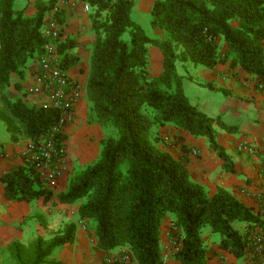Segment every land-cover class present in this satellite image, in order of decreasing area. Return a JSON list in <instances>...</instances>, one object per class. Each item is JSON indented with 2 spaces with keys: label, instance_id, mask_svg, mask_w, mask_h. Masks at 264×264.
Segmentation results:
<instances>
[{
  "label": "trees",
  "instance_id": "1",
  "mask_svg": "<svg viewBox=\"0 0 264 264\" xmlns=\"http://www.w3.org/2000/svg\"><path fill=\"white\" fill-rule=\"evenodd\" d=\"M15 1L0 0V121L9 132L36 142L57 126L58 111L29 105L24 94L10 99L5 91L12 75L23 77L28 62L44 53L42 30L57 0H40L31 17L15 9ZM82 1L89 7L93 34L85 91L105 136L97 159L70 176L58 202L80 203L77 217L91 224L96 251L124 247L133 264H163L159 230L170 213L180 243L175 258L181 264H207L201 239L206 228L220 235L221 249L244 258L250 237L264 221L224 188L209 194L190 178L184 161L161 149L158 141L159 130L167 126L206 138L223 169L234 173L232 160L216 142V129L231 133L234 128L189 102L178 65L214 69L229 63L264 80V0H152L150 25L165 32L162 41L149 39L134 23V0ZM55 17L63 23L61 9ZM60 39L61 34L56 51L60 68L67 71L79 58L71 53L73 40ZM150 46L162 57L157 73L150 70ZM54 138L64 158L66 136L59 132ZM0 182L8 201L48 202L54 196L25 162ZM235 222L244 225L243 231L233 228ZM75 231V224L68 223L27 248L14 243L12 258L16 264H45L59 248L74 243Z\"/></svg>",
  "mask_w": 264,
  "mask_h": 264
},
{
  "label": "crops",
  "instance_id": "2",
  "mask_svg": "<svg viewBox=\"0 0 264 264\" xmlns=\"http://www.w3.org/2000/svg\"><path fill=\"white\" fill-rule=\"evenodd\" d=\"M39 1L25 0L18 10H23L26 16L31 17L35 15V5ZM84 5L82 0H67L60 8L64 18L60 24L62 29L60 40H73L71 53L79 58L78 64L68 69L66 73L69 78L80 83L81 92L74 108L73 119L63 128L66 140L62 174L57 188L59 193L66 190L68 178L74 172L95 160V148L104 137L103 129L94 118L85 91L93 34L89 23L90 10L85 9ZM49 16L51 13L47 18ZM36 62V60L28 62L23 77L11 76L10 86L5 91L8 98L15 99L24 94L23 100L29 105L45 104V95L35 78ZM200 74L203 82H197L195 85L207 87L212 92H222L226 96L227 102L218 109L217 116L212 118L218 117L223 123L234 128L231 133L217 129L216 136L218 145L232 160L234 173L223 169L222 161L203 138H194L177 130L175 135L178 138L173 148H181L178 156L184 161L190 178L202 184L209 194H214L219 187L224 188L264 221V80L248 74L241 68H232L229 63L219 64L214 69L202 68ZM0 124L5 133L0 140L1 177L24 163V153L30 141L20 133L9 132L2 121ZM237 130L241 134L239 138L238 133H235ZM244 147L251 149H243ZM165 149L168 151V148ZM58 194L54 192L53 198L48 202L42 199L31 202L8 201L4 196V186L0 182V244L10 245L15 240H21L24 230L31 233L32 230H44L49 227L46 223L55 217L54 219L57 218L59 222L67 220L68 223L75 224L74 250H86L83 251L85 252L83 261L92 258L94 264H105V261L108 259L113 261L118 254L120 255L121 250L126 249L96 251L95 240L91 244L95 252L91 253L92 249L88 244L82 242L81 233L85 229V222L77 217L80 203L61 204L57 200ZM54 202H57V205L52 207ZM173 220V216L168 214L160 224L159 239L164 256L163 264H181L175 258L177 249L172 248L176 243L173 236L175 231L172 229ZM243 229L242 224L237 230ZM211 233L213 232L210 230L201 233L207 251V264H248L245 257L239 259L221 249V237L217 239ZM257 233L264 244V227ZM112 264H115V260Z\"/></svg>",
  "mask_w": 264,
  "mask_h": 264
},
{
  "label": "rangeland",
  "instance_id": "3",
  "mask_svg": "<svg viewBox=\"0 0 264 264\" xmlns=\"http://www.w3.org/2000/svg\"><path fill=\"white\" fill-rule=\"evenodd\" d=\"M25 0H16V3L14 4L15 9H19L20 5ZM151 2L152 0H134V6L131 13V18L141 27L146 37L152 40L162 41L165 39L166 35L163 30L152 28L150 25V8H151ZM124 39H128V34L125 33L123 35ZM149 62H150V70L153 73L159 72L161 69V62L162 57L160 52L157 50L156 47L150 46L149 47ZM203 67L197 66V67H188L186 70L182 68L180 65H178V74L184 76L183 79V93L188 98L189 102L197 107L201 112L206 113L209 117H216L218 113V109L221 108L223 104H225L226 96L222 92H212L207 87L203 86H197L195 85L197 82L202 83V75L200 74V70H202ZM221 130V129H218ZM218 130L216 129V136ZM104 132V131H103ZM177 132L176 129L173 127L167 126L159 130V137L160 140L158 141V146L165 150V148H168V152L174 155L176 158H179L178 152H181L180 149L173 148L174 143H176L177 135L175 133ZM238 133V130L235 131V133ZM5 136L4 128L2 124H0V140L2 139V136ZM105 136V132H104ZM241 136L240 132L237 134V138ZM206 142L207 139L203 138ZM217 142V138H216ZM208 143V142H207ZM100 151V144H98L95 148V160L97 159ZM180 159V158H179ZM94 160V161H95ZM92 163V162H91ZM70 178V177H69ZM68 178V179H69ZM53 192L56 194L59 193V190L53 189ZM57 205V202L53 203L51 206L54 207ZM169 216H173V214H169ZM55 218V217H54ZM52 218L49 223H46L49 227H46L44 230H32L33 233H31L29 230H24V235L22 236L21 240H15L11 242V244L5 243L4 245L0 244V264H16V262L12 258V250L11 247L14 243H19L21 246L27 248L31 242H33L37 237H43L45 239H49L53 234L57 233L59 230H61L65 224H68L67 220H63L59 222V220L56 218ZM85 222L84 228L81 233L82 242H86L88 244V247L92 249L91 253H94L93 246L91 247V244H93V241H95L92 226L89 222ZM242 223L235 222L233 223V228L238 229ZM208 230L209 229H204ZM202 230V232H204ZM213 237L219 239L220 235L217 233H211ZM176 241L175 244H177L179 241L174 238ZM1 242V241H0ZM172 245V248L175 250L177 249V245ZM75 245H66L59 248L56 252H54L51 256H49L46 260L45 264H94V260L92 258H89L88 261L84 260V255L86 251L84 249H80L79 251L74 250ZM124 248V247H123ZM119 249V248H118ZM178 250V249H177ZM125 256L126 261L122 262L120 258ZM128 251L126 249H123L120 251V255L118 254L115 259V264H133L128 258ZM91 259V260H90ZM240 259V258H239ZM77 260V261H76ZM112 259H108L105 261V264H112ZM117 261V263H116ZM129 261V262H128Z\"/></svg>",
  "mask_w": 264,
  "mask_h": 264
},
{
  "label": "built area",
  "instance_id": "4",
  "mask_svg": "<svg viewBox=\"0 0 264 264\" xmlns=\"http://www.w3.org/2000/svg\"><path fill=\"white\" fill-rule=\"evenodd\" d=\"M66 1L57 0L51 16L46 18L42 33L47 42L44 46V53L36 60L35 71L36 81L45 95L46 101L43 107L58 111L59 121L57 126L44 133L36 142L30 141L24 153V162L30 164L39 174L43 184L52 190L59 186L63 161L60 156L62 149L57 148L54 135L63 132V128L72 121L74 108L81 92L80 83L69 78L66 71L60 68V57L55 45V41L60 38L61 34V26L55 14ZM84 8L89 9L86 4ZM243 149L250 150L251 148L244 147ZM175 245L177 249L180 248L179 242ZM247 250L245 259L248 264H264V244L258 233L250 237ZM120 260L126 261L125 256L122 255Z\"/></svg>",
  "mask_w": 264,
  "mask_h": 264
}]
</instances>
